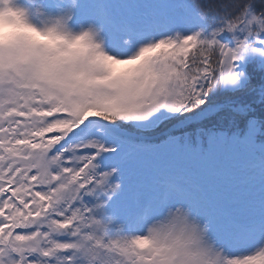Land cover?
I'll use <instances>...</instances> for the list:
<instances>
[{"label":"snow or ice","instance_id":"1","mask_svg":"<svg viewBox=\"0 0 264 264\" xmlns=\"http://www.w3.org/2000/svg\"><path fill=\"white\" fill-rule=\"evenodd\" d=\"M0 264H264V0H0Z\"/></svg>","mask_w":264,"mask_h":264}]
</instances>
